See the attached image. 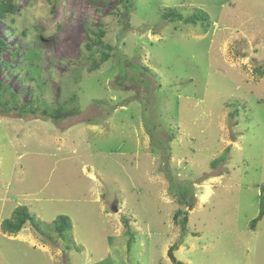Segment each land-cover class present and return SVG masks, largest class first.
<instances>
[{"label": "rangeland", "instance_id": "1", "mask_svg": "<svg viewBox=\"0 0 264 264\" xmlns=\"http://www.w3.org/2000/svg\"><path fill=\"white\" fill-rule=\"evenodd\" d=\"M14 2L0 79L37 107L3 112L0 96V264H264V215L249 227L264 184V0ZM168 8L210 23L166 22ZM98 28L111 50L91 44ZM60 105L77 111H42ZM21 206L49 241L29 222L1 229Z\"/></svg>", "mask_w": 264, "mask_h": 264}, {"label": "trees", "instance_id": "2", "mask_svg": "<svg viewBox=\"0 0 264 264\" xmlns=\"http://www.w3.org/2000/svg\"><path fill=\"white\" fill-rule=\"evenodd\" d=\"M130 8L131 5L129 4L125 7L124 12L121 13L123 21L127 20V16L130 11ZM16 11H17V5L14 2V0H0V21H4L9 14H14L16 13ZM161 18L166 22L181 21L184 24H191V25H196L200 23V25L203 27L204 30H206L207 26L210 23L208 14L200 8H194V10L191 13L185 15L175 8H168L161 14ZM94 32H95V38L91 39L92 42L91 44H98L100 46H103L104 48H107L108 50H111L112 49L111 46L106 45L101 41V38L104 35V31L101 28H98ZM91 44L87 43L86 47H91ZM7 47L8 44L5 38L2 35H0V53H2ZM35 54H36V50L30 49L28 50L29 57L28 56L26 57H28V59L31 60V58ZM110 57L111 54L108 51H102L100 53L99 60L95 61L91 67L97 68L98 66H100L101 63L108 61ZM29 63L31 62L29 61ZM142 69L147 72L146 68H142ZM254 72L258 76H263L264 65L255 67ZM7 93L9 94L10 99L2 102L3 103L2 105L4 106H2L1 110L3 112L9 109L6 103H10V102L14 108L18 109V113H23L24 111H26L25 107H30L29 110L32 112L36 110L37 106H33V102L31 100L21 104L20 106H17L18 95L16 93H13L6 85H4L0 79V96ZM42 109H43L42 110L43 113L48 114L51 118L55 120L72 115L77 111V108L75 107H68L61 105L56 108L44 106ZM148 132H150V129L148 130ZM215 161L213 160L212 164L215 163ZM263 215H264V184L260 186L258 215L250 222L249 227L251 229H255L257 222L262 218ZM173 221L175 224L179 225L183 235L187 234L188 214L186 211L182 210L181 208L178 209L173 215ZM26 222H29L32 228L42 236V239L44 241L45 240L49 241L50 239L49 235H47L42 230L39 223L35 221V219L30 215V213L27 211V209L24 206L15 208L12 211L10 218L3 219L1 222V229L4 232L10 234H17L22 229V227L25 225ZM123 222L126 228L124 233L128 236L127 245L129 248V246H131V244L134 242V233L129 227L128 220L124 219ZM70 226H71L70 221L68 217L65 215H60L54 220V230L57 232V235L63 240L67 239L66 232L67 230L70 229ZM174 249H175V245H172L171 247L168 248L167 251V255L172 262H175L176 260L172 252Z\"/></svg>", "mask_w": 264, "mask_h": 264}, {"label": "water", "instance_id": "3", "mask_svg": "<svg viewBox=\"0 0 264 264\" xmlns=\"http://www.w3.org/2000/svg\"><path fill=\"white\" fill-rule=\"evenodd\" d=\"M116 208L114 207L113 210H115Z\"/></svg>", "mask_w": 264, "mask_h": 264}]
</instances>
